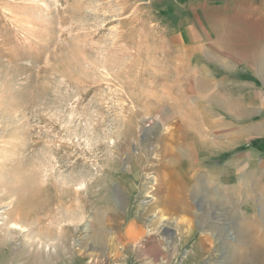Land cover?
Listing matches in <instances>:
<instances>
[{
  "label": "rangeland",
  "instance_id": "rangeland-1",
  "mask_svg": "<svg viewBox=\"0 0 264 264\" xmlns=\"http://www.w3.org/2000/svg\"><path fill=\"white\" fill-rule=\"evenodd\" d=\"M263 4L0 0V264H264Z\"/></svg>",
  "mask_w": 264,
  "mask_h": 264
},
{
  "label": "crops",
  "instance_id": "crops-1",
  "mask_svg": "<svg viewBox=\"0 0 264 264\" xmlns=\"http://www.w3.org/2000/svg\"><path fill=\"white\" fill-rule=\"evenodd\" d=\"M234 4L237 3V0H231ZM229 13H232L233 17L236 20L241 21H260L259 24H254L251 27L248 26L247 23H234L225 21L223 18L219 19V26L218 31H221V35L219 40L222 41L227 39V43L220 42L219 46H228L226 50V54L229 56V60L233 63H244V62H252L258 63V61L264 62V4L260 5L259 7H246V6H234L229 8ZM239 16V17H238ZM241 16V17H240ZM252 16H256L253 18ZM232 17V16H231ZM257 26L258 28L254 29L258 34H254V37L259 40V42L254 45L257 46L258 51L252 52L251 50L244 49L242 50L241 47H245L246 45L242 44L241 42L251 35L250 31ZM225 28H227L225 30ZM225 30V32H223ZM219 44V43H218ZM217 44V45H218ZM247 47V46H246ZM251 55V56H250ZM249 57V59H248ZM236 104V103H235ZM235 104H231L232 107ZM235 108V107H234ZM241 110V108H238Z\"/></svg>",
  "mask_w": 264,
  "mask_h": 264
},
{
  "label": "bare ground",
  "instance_id": "bare-ground-1",
  "mask_svg": "<svg viewBox=\"0 0 264 264\" xmlns=\"http://www.w3.org/2000/svg\"><path fill=\"white\" fill-rule=\"evenodd\" d=\"M260 68V67H259ZM261 69H262V67H261Z\"/></svg>",
  "mask_w": 264,
  "mask_h": 264
}]
</instances>
